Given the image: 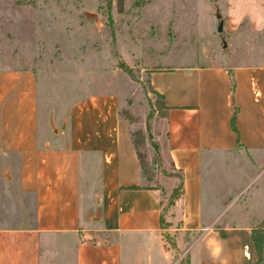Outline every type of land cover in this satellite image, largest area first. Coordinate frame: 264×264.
<instances>
[{"label":"crops","instance_id":"0c3cea01","mask_svg":"<svg viewBox=\"0 0 264 264\" xmlns=\"http://www.w3.org/2000/svg\"><path fill=\"white\" fill-rule=\"evenodd\" d=\"M213 5L230 63L149 68L167 107L159 152L181 176L165 181L169 191L181 184L168 216L160 190L143 184L117 95L80 96L61 114L32 67L0 66V195L12 204V217L0 208L9 221L0 223V264H253V229L263 231L264 264V210L243 208L249 223L219 224L232 196L209 219L214 192L207 199L205 185L214 157L245 151L259 167L264 158V0ZM165 232L172 250L194 237V254L176 261Z\"/></svg>","mask_w":264,"mask_h":264},{"label":"rangeland","instance_id":"374dc122","mask_svg":"<svg viewBox=\"0 0 264 264\" xmlns=\"http://www.w3.org/2000/svg\"><path fill=\"white\" fill-rule=\"evenodd\" d=\"M213 1L224 0H0V66L32 67L40 74L43 98L61 114L80 96L117 95L141 158L143 184L160 190L168 216L172 191L165 181L170 176L178 181L180 174L164 165L159 152L158 125L165 109L150 85L149 68L231 62ZM258 162L245 151L214 157L211 174L205 176L207 199L214 192L209 219L226 195L232 197L220 204L219 224L249 223L238 216L243 208L250 214L255 208L264 210V158L260 167ZM0 208L12 217L11 198L0 195ZM22 217L29 221V208ZM8 222L7 217L0 220ZM165 233L164 244L171 251L173 234ZM193 238L172 250L176 261L194 254Z\"/></svg>","mask_w":264,"mask_h":264},{"label":"trees","instance_id":"16d2710c","mask_svg":"<svg viewBox=\"0 0 264 264\" xmlns=\"http://www.w3.org/2000/svg\"><path fill=\"white\" fill-rule=\"evenodd\" d=\"M158 95L160 97V102L162 104V107L165 109V114H166L167 107L163 103L162 95H160L159 93H158ZM131 139H132V137H131ZM132 142L134 144V147L136 149V152L138 154V157H139L140 163H141V158H140L139 152L137 150L136 144L134 143L133 139H132ZM153 148H154V151L156 153H158V145L157 144H154L153 145ZM147 187L150 188V186H147ZM180 188H181V184H180L179 187H176V188H174L172 190V193H171L170 199H169V204L170 205L174 203V200L176 199L177 194L180 193ZM160 222L162 224V227H166L164 225V224H166V222L164 221L163 213H162V217L160 219ZM262 239H263V231L261 229H253L252 230V240H253L254 248H255L256 254H257V259H256V261L253 264H263V240Z\"/></svg>","mask_w":264,"mask_h":264},{"label":"water","instance_id":"95a60500","mask_svg":"<svg viewBox=\"0 0 264 264\" xmlns=\"http://www.w3.org/2000/svg\"><path fill=\"white\" fill-rule=\"evenodd\" d=\"M94 19L97 20V16L96 15H93ZM216 17L218 18L219 22H218V27H217V30L219 33L222 32V25H223V21L221 19V16L218 12V8H216ZM222 43H223V47H226V41L224 39H222Z\"/></svg>","mask_w":264,"mask_h":264}]
</instances>
